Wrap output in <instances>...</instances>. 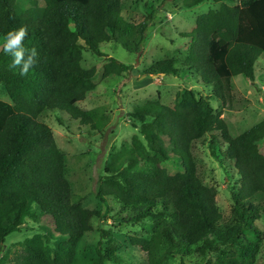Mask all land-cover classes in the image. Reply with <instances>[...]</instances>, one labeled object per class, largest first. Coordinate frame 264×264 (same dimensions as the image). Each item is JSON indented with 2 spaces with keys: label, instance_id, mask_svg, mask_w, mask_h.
<instances>
[{
  "label": "trees",
  "instance_id": "16d2710c",
  "mask_svg": "<svg viewBox=\"0 0 264 264\" xmlns=\"http://www.w3.org/2000/svg\"><path fill=\"white\" fill-rule=\"evenodd\" d=\"M204 1L220 6L198 15L195 28L181 33L190 39L182 68L211 87V96L189 88L178 93L174 106L159 97L135 106L130 116L143 138L135 134L130 144L109 153L97 194L101 207L90 209L75 193L67 155L40 115L57 112L58 122L67 126L61 116L66 114L89 132H102L109 125L107 107L78 105L97 86L96 68L82 65L84 52L105 58L103 78L128 74L133 66L100 45L121 42L141 56L154 12L135 22L123 18V0H43V6L25 7L18 0H0V82L13 109L8 114L0 104V251L28 220L43 229L23 240L12 259L5 254L2 264H130L122 253L128 246L139 249L141 264H167L177 256H196L198 264H258L264 120L233 135L211 99L231 107L234 78L255 81L264 55V0H183L181 8ZM21 27L27 30L24 47L37 51L27 75L11 68L13 57L2 51L6 34ZM145 72L177 75L179 67L166 58ZM207 137L212 156L233 180L229 216L217 205V190L205 182L193 151ZM106 196L118 203L120 220L137 224L150 218L154 228L148 236L127 238L101 229L94 254L82 256L80 244L93 231L94 218L105 217Z\"/></svg>",
  "mask_w": 264,
  "mask_h": 264
},
{
  "label": "rangeland",
  "instance_id": "374dc122",
  "mask_svg": "<svg viewBox=\"0 0 264 264\" xmlns=\"http://www.w3.org/2000/svg\"><path fill=\"white\" fill-rule=\"evenodd\" d=\"M18 1L22 7L44 5L43 0ZM182 2L183 0H123L122 16L125 20L141 22L148 19V15L154 12L153 21L147 29V41L141 56L127 51L121 42L112 41L100 45L103 52L133 66L128 74L103 78L105 58L88 51L84 52L82 65L87 69L96 68L97 74L94 81L97 86L78 105L87 110L100 106L107 107L109 125L102 132H89L78 122L70 120L66 114L61 116L69 128L58 122L59 113L57 112L47 110L40 115V120L52 128L59 147L67 155L68 177L75 193L90 209L101 207L97 194L100 178L106 174L105 166L109 153L130 144L133 135H140L139 123L130 116L135 106L158 97L164 103L174 106L178 93L189 88H196L203 95L211 96V87L208 88L196 82L191 74L182 68V63L188 56L190 39L183 37L181 33L192 31L196 26L198 15L210 9L219 8L220 4L204 1L192 8H181ZM166 58L173 59L175 65L179 67L177 75L149 77L146 74L145 71L154 62ZM123 81H127L126 85L122 84ZM234 82L235 99L231 107L214 98L211 99V104L216 111L222 113V117L226 118L231 127V133L238 135L264 120V55L257 61L254 82L244 75L236 76ZM0 104L8 114L13 112L11 101L1 82ZM208 141L209 137L206 144L194 145L193 151L205 173V182L217 190V205L225 216H229L233 207L229 183L233 180L228 178L222 164L212 156ZM262 146L264 152V143ZM119 209L118 203L112 197L106 196V204H102L105 217L100 220L94 218L93 231L85 236L80 244L82 256L94 254L101 229L111 231L120 238L148 236L152 232L154 224L150 218L137 224L126 223L118 218ZM44 222L52 225L50 218H45ZM256 223L263 231L258 264H264V218L261 217ZM42 231L39 223L28 220L21 231L8 236L0 251V264L5 254H9V259H12L21 250L20 243L23 240ZM122 253L130 264H141L142 257L138 248L128 246ZM198 262L199 258L196 256L184 258L177 256L167 264H198Z\"/></svg>",
  "mask_w": 264,
  "mask_h": 264
},
{
  "label": "clouds",
  "instance_id": "9594fccd",
  "mask_svg": "<svg viewBox=\"0 0 264 264\" xmlns=\"http://www.w3.org/2000/svg\"><path fill=\"white\" fill-rule=\"evenodd\" d=\"M27 36V30L24 27L15 31H10L4 37L2 51L13 57L11 68L20 67L21 75H27L29 69L36 63L37 51L35 48L28 50L24 47V39Z\"/></svg>",
  "mask_w": 264,
  "mask_h": 264
}]
</instances>
